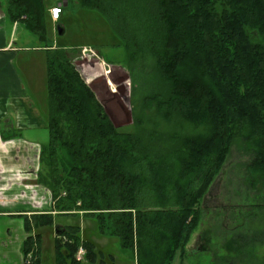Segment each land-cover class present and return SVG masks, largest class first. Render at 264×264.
I'll list each match as a JSON object with an SVG mask.
<instances>
[{"label":"trees","instance_id":"obj_1","mask_svg":"<svg viewBox=\"0 0 264 264\" xmlns=\"http://www.w3.org/2000/svg\"><path fill=\"white\" fill-rule=\"evenodd\" d=\"M75 1L99 13L121 41L124 68L147 49L155 79L143 109L172 130L188 124L203 132H120L73 60L60 48L47 50L49 140L40 148L37 182L50 192L55 215L94 218L135 264H171L177 251L184 254L199 202L233 146L253 155V182L264 180V0ZM6 15L45 41L43 0H6ZM52 224L51 213L25 220L22 264L31 249L29 264H42L33 228ZM55 233L54 264H114L78 226Z\"/></svg>","mask_w":264,"mask_h":264},{"label":"rangeland","instance_id":"obj_2","mask_svg":"<svg viewBox=\"0 0 264 264\" xmlns=\"http://www.w3.org/2000/svg\"><path fill=\"white\" fill-rule=\"evenodd\" d=\"M0 2L6 13V0ZM43 5L46 9L56 6L61 10L56 22L45 17L46 38L42 43L45 61L47 50L62 49L120 132L155 129L162 135L168 134L172 130L170 125L142 107L144 97L153 90L150 86L153 67L147 49L142 60L130 61L129 68H124L119 63L125 60L121 41L110 34L99 13L80 9L75 0H43ZM57 26L63 30L62 35L57 33ZM139 117L138 125L135 121ZM172 131L178 136L203 132L188 124H177ZM47 140L48 134L45 143ZM251 158L250 152L232 147L224 166L199 202L200 219L184 246V254L181 256L177 251L171 264H264V180L255 177L253 182L255 174L247 170ZM55 214L52 226L40 229L42 264H54L55 228L68 225L78 226L85 240L113 256L114 264H135L131 253L121 249L117 238L99 233L94 218L84 217L83 212H77L75 217ZM84 252L80 247L76 256L83 257Z\"/></svg>","mask_w":264,"mask_h":264},{"label":"crops","instance_id":"obj_3","mask_svg":"<svg viewBox=\"0 0 264 264\" xmlns=\"http://www.w3.org/2000/svg\"><path fill=\"white\" fill-rule=\"evenodd\" d=\"M54 7H44L52 22ZM42 43L0 2V264L23 263L25 220L54 215L50 192L37 182L40 148L49 140Z\"/></svg>","mask_w":264,"mask_h":264},{"label":"built area","instance_id":"obj_4","mask_svg":"<svg viewBox=\"0 0 264 264\" xmlns=\"http://www.w3.org/2000/svg\"><path fill=\"white\" fill-rule=\"evenodd\" d=\"M49 13H50V17H51V19H53V20H58V18H59V15H60V13H61V10H60V8H58V7H54V8H51L50 9V11H49ZM30 258H31V256H30V254L27 256V258H26V261H25V263L26 264H29V262H30ZM78 259H80V258H82V257H77Z\"/></svg>","mask_w":264,"mask_h":264},{"label":"water","instance_id":"obj_5","mask_svg":"<svg viewBox=\"0 0 264 264\" xmlns=\"http://www.w3.org/2000/svg\"><path fill=\"white\" fill-rule=\"evenodd\" d=\"M57 33L59 35H62L63 34V30L59 26H57Z\"/></svg>","mask_w":264,"mask_h":264}]
</instances>
